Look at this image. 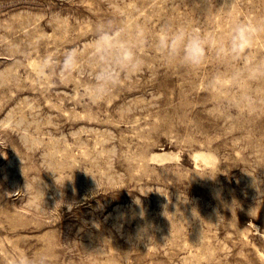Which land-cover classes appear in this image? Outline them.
<instances>
[{"label":"rangeland","instance_id":"rangeland-1","mask_svg":"<svg viewBox=\"0 0 264 264\" xmlns=\"http://www.w3.org/2000/svg\"><path fill=\"white\" fill-rule=\"evenodd\" d=\"M239 22L253 45L197 67L153 45ZM136 24L143 65L93 100L98 27ZM261 60L264 0H0V264H264Z\"/></svg>","mask_w":264,"mask_h":264},{"label":"clouds","instance_id":"clouds-1","mask_svg":"<svg viewBox=\"0 0 264 264\" xmlns=\"http://www.w3.org/2000/svg\"><path fill=\"white\" fill-rule=\"evenodd\" d=\"M97 31L94 49L102 63L95 73L94 83L88 86L87 92L93 100L99 102L119 79L121 71L132 73L143 65L144 61L139 56L138 49L143 44L144 27L136 24L129 31L128 29L110 30L101 25ZM257 31H259L258 27L239 22L231 27L229 37L224 40L185 26L162 25L154 38L153 45L166 60L197 67L205 61L211 41H216L218 55L236 56L253 45L254 33ZM76 63V52L69 51L65 56L64 66L72 68ZM248 72L253 78L264 79V60L250 66ZM240 78L241 71L236 68L228 76L212 77L208 87L216 88L217 81L227 84ZM18 264H43V258L23 256L19 258Z\"/></svg>","mask_w":264,"mask_h":264}]
</instances>
